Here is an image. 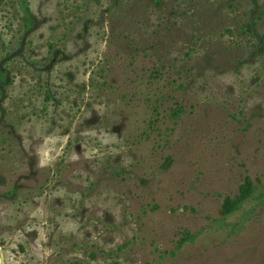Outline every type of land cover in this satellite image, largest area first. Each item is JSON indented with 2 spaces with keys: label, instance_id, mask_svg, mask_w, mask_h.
Wrapping results in <instances>:
<instances>
[{
  "label": "rangeland",
  "instance_id": "rangeland-1",
  "mask_svg": "<svg viewBox=\"0 0 264 264\" xmlns=\"http://www.w3.org/2000/svg\"><path fill=\"white\" fill-rule=\"evenodd\" d=\"M25 1L28 30L0 0V264H264V0Z\"/></svg>",
  "mask_w": 264,
  "mask_h": 264
},
{
  "label": "trees",
  "instance_id": "trees-1",
  "mask_svg": "<svg viewBox=\"0 0 264 264\" xmlns=\"http://www.w3.org/2000/svg\"><path fill=\"white\" fill-rule=\"evenodd\" d=\"M18 5L19 8L21 10V19L23 22V28L24 30H28L29 28H31L33 22L32 19L30 18V10H29V6L27 4V2L25 0H18ZM3 78V74L0 73V81H2ZM251 191V188L248 186L245 188L244 190V195H242V197H240L236 202H226L223 205V212L224 213H230L231 211H233L234 209L237 208L238 204L242 201V199Z\"/></svg>",
  "mask_w": 264,
  "mask_h": 264
}]
</instances>
